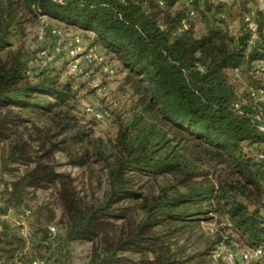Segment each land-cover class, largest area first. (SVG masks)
Wrapping results in <instances>:
<instances>
[{
  "label": "trees",
  "instance_id": "16d2710c",
  "mask_svg": "<svg viewBox=\"0 0 264 264\" xmlns=\"http://www.w3.org/2000/svg\"><path fill=\"white\" fill-rule=\"evenodd\" d=\"M186 1L0 0V171L14 172L0 214L30 190L54 186L64 231L48 240L45 227L39 250L78 240L93 244L87 264H210L219 246L231 250L232 238L264 249V180L243 152L264 141L256 119L261 112L264 122V108L249 96L264 88L262 20L252 44L246 1L237 10ZM26 16L78 29L119 61L128 106L110 112L113 137L94 134L71 81L60 82L50 62L29 72L39 50L29 56L9 40ZM56 153L71 166L104 171L99 200L79 196L70 175L56 170ZM214 215L228 222L212 241L188 254L173 249L177 237ZM21 248L2 220L0 264H14Z\"/></svg>",
  "mask_w": 264,
  "mask_h": 264
},
{
  "label": "rangeland",
  "instance_id": "374dc122",
  "mask_svg": "<svg viewBox=\"0 0 264 264\" xmlns=\"http://www.w3.org/2000/svg\"><path fill=\"white\" fill-rule=\"evenodd\" d=\"M243 1H246V10H241L243 11L244 22L246 16L252 15L258 24L262 20L263 30L264 0H211L214 4L220 2L226 4L235 3L233 10H237ZM23 20L22 32L12 35L9 39L13 48L21 46L29 56H33L41 48L48 47L54 52L55 46H58L59 50L58 52L55 51L56 53L54 52V58L50 62L49 68L54 69V72L59 75L60 82H64L65 80L71 81L72 88L76 91V109L80 117L90 122L94 134L106 140L113 137L116 132V125L110 112L121 110V107L128 106L127 96L119 89V84L124 76L119 61L112 55L107 54L103 46L99 44L91 45L85 38L86 36L81 35L82 33L78 29L65 27L63 24L50 18L43 21L40 18L38 22V20L26 16ZM234 24L237 26V23ZM42 27L43 29L41 30ZM53 29H59L61 33L56 35L52 32ZM262 33L264 34V31ZM76 34L79 35L81 40V53L76 58L84 70L90 71L85 76L73 74L69 69V65L67 69L63 66L65 58H68L70 62L71 57L68 50L72 46V38ZM92 48L102 53V57L104 58L102 62L97 63L94 60L88 62L85 60V53ZM61 54L62 56H59ZM29 66V72L32 73L34 70L43 68L44 64L39 66L34 62V59H31ZM246 83L244 81L245 85ZM98 112L105 115L99 118L96 116ZM5 147V144L0 145V158ZM243 152L254 161L258 153H264V141L244 145ZM55 160L57 164L56 170L70 175L75 190L84 200L93 202L102 197L107 187V182L104 171H101L97 165H93L91 168L71 166L67 163L62 153H56ZM17 168H19L18 171L22 169V167ZM253 169L257 170L254 167ZM13 173H3L0 171V207L4 206L2 195L4 184L13 179ZM257 174L263 181L264 174L262 172H258ZM239 198L247 202V205L252 208V205L248 201L242 197ZM61 217L62 208L54 186L46 189L30 190L22 204L19 206H9L6 214H0V227L1 221H6L9 226V232L18 236L21 241L22 252L16 256L14 264H29L28 260L34 255L51 260L55 264H87L93 246L90 241L76 240L62 245L59 243V240H56L51 246L50 251L44 252V250H39L38 242L41 240L43 230H45L47 225L55 226L58 235L63 233L64 224ZM227 222L226 216L214 215L212 219L202 221L201 226L195 228L193 232H186L177 237V242L173 245V249L176 251L182 249L181 251H185L186 254L201 249L208 241H212L215 238L219 225ZM224 234L236 236L233 229H227ZM229 240H232L229 249L237 254L236 264H247L240 259V254L248 248L243 245L242 241L233 238ZM125 254L130 255L129 253ZM182 264L192 263L184 262ZM210 264H225V261L222 257H219L213 259ZM258 264H264V259L259 260Z\"/></svg>",
  "mask_w": 264,
  "mask_h": 264
},
{
  "label": "built area",
  "instance_id": "2783aa9c",
  "mask_svg": "<svg viewBox=\"0 0 264 264\" xmlns=\"http://www.w3.org/2000/svg\"><path fill=\"white\" fill-rule=\"evenodd\" d=\"M190 2H191V0H187L186 5H189ZM190 14H192V11L190 12ZM40 18L43 21V20L47 19L48 17L41 16ZM245 22L247 24V27L251 31L250 43H252V44L256 43L259 39V35H258V31H257L258 30L257 21L253 18L252 15H249V16L245 17ZM185 25H186V23H184V26ZM42 29H43V27L41 28V30ZM52 32L56 35L61 33V31L59 29H53ZM72 41H73V44L71 43L72 46L68 50V53L71 57L70 62H69V69L75 75L85 76V75L89 74L90 71L88 72L87 70H84L82 68L80 62L76 58L77 55L79 53H81L80 52L81 40H80L79 35L78 34L74 35L72 38ZM58 50H59L58 46H55V51L58 52ZM54 52L51 51L50 48H48V47L41 48L38 51V53L34 59V62H36L37 65L49 63L54 58V54L56 53V52L55 53ZM99 52L95 48L88 50L84 55L85 60H87L88 62H90L92 60L97 61V63H100V61L102 62L104 58L102 57V53L100 52L101 53L100 54ZM257 65L259 67H261L262 70H264V62L263 61L257 62ZM110 72H112V70H110ZM249 96L251 99L254 100L255 106L258 108V110L261 111V109L264 108V88L258 87V88H254V89L250 90ZM104 115H105L104 113H99V112L96 113V116L99 118H101ZM261 117H262V113L259 112L256 115V119L258 121H260V123L258 124V130L263 133L264 132V122L261 121ZM254 163H255V167L260 172H262L264 174V153H258L254 159ZM56 234H57V230H56L55 226H53V225H47L46 226V235H47L48 240L53 239ZM43 243H46V241H44ZM263 255H264V249L262 247H256L253 249L243 250L240 254V259L242 261L246 262L247 264H253L254 261L261 258ZM213 257H214V259L222 257L223 260L225 261V264H236V262H237V254L232 250H228V249L224 248L223 246H219L214 251ZM29 264H55V263L53 261L47 260L43 257L34 256V257L30 258Z\"/></svg>",
  "mask_w": 264,
  "mask_h": 264
},
{
  "label": "water",
  "instance_id": "95a60500",
  "mask_svg": "<svg viewBox=\"0 0 264 264\" xmlns=\"http://www.w3.org/2000/svg\"><path fill=\"white\" fill-rule=\"evenodd\" d=\"M262 31H264V29Z\"/></svg>",
  "mask_w": 264,
  "mask_h": 264
}]
</instances>
